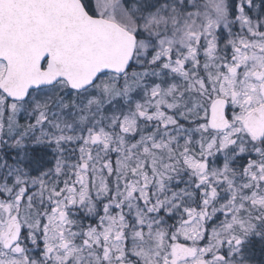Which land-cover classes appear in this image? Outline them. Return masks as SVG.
<instances>
[{"label": "snow or ice", "instance_id": "6c2138e0", "mask_svg": "<svg viewBox=\"0 0 264 264\" xmlns=\"http://www.w3.org/2000/svg\"><path fill=\"white\" fill-rule=\"evenodd\" d=\"M0 264H264V0H0Z\"/></svg>", "mask_w": 264, "mask_h": 264}]
</instances>
